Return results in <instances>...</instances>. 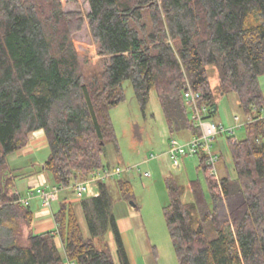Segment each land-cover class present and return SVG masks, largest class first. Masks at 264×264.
I'll use <instances>...</instances> for the list:
<instances>
[{
  "label": "trees",
  "instance_id": "1",
  "mask_svg": "<svg viewBox=\"0 0 264 264\" xmlns=\"http://www.w3.org/2000/svg\"><path fill=\"white\" fill-rule=\"evenodd\" d=\"M88 2L93 37L109 56L94 73L84 71L72 41L83 27L79 12L60 0H0V264H117L110 232L120 264H132L105 180L81 200L89 236L71 201L54 214L57 231L34 233L35 212L15 194L24 173L8 157L44 129L49 155L37 172L56 187L105 168V145L117 142L111 109L125 98L127 79L143 108L156 89L171 132L200 134L183 92L189 82L215 113L210 65L219 90L235 93L243 118L251 116L246 138H229L236 175L217 181L201 157L210 198L191 180L186 202L183 185L167 177L164 215L179 264H264V0ZM119 185L131 199V181Z\"/></svg>",
  "mask_w": 264,
  "mask_h": 264
},
{
  "label": "rangeland",
  "instance_id": "2",
  "mask_svg": "<svg viewBox=\"0 0 264 264\" xmlns=\"http://www.w3.org/2000/svg\"><path fill=\"white\" fill-rule=\"evenodd\" d=\"M60 1L66 12L77 11L82 15L83 27L73 36L72 41L84 71L100 72L109 60V56L100 54L99 45L93 37L87 17L90 9L88 0ZM209 72L217 110L212 115L207 113L205 119L224 126L227 130L235 126L236 139L246 138L244 125L239 127L235 120L236 115L243 119V113L237 103V95L219 90V74L214 65L209 66ZM259 79L264 91V75ZM123 90L125 98L111 109L117 142L116 145L114 142L106 143L102 153V161L107 168L114 169L118 166L122 170L120 174L105 180L111 193L113 211L118 219L125 217L132 223V227L124 232L132 264H179L164 215V207L169 202L166 178L173 176L183 185L185 190L183 200L186 202L193 200L191 180H200L206 196L210 198L205 171L201 165V155H182L179 158V165H175L169 154L172 137L180 142H186L194 134L191 131L171 132L155 88L151 89L144 108L135 94L131 80L127 79L123 82ZM188 109L190 110L189 105ZM230 136V132H224L218 134L214 140V149L223 155V160L219 162L220 178L227 172L231 176L236 175L229 143ZM48 155L49 149L46 148L38 152L35 158L38 163H42ZM15 156L16 152L9 155L11 163L20 166L19 171L27 168L25 163H29L31 158L22 160L24 165H17L14 161ZM147 172L150 174L147 175ZM120 180L131 181L133 188L131 199L124 197L119 185ZM22 181L23 178L16 179V185L20 189L25 185ZM93 189H96L95 185ZM22 191L24 193L23 189ZM64 197L74 203L83 232L85 236H89L81 206L84 197L77 196L73 189L66 191V194L62 192L58 200L52 201L49 209L54 214L57 213ZM30 205L34 212L41 208L39 201L31 200ZM58 238L61 241L60 236Z\"/></svg>",
  "mask_w": 264,
  "mask_h": 264
},
{
  "label": "built area",
  "instance_id": "3",
  "mask_svg": "<svg viewBox=\"0 0 264 264\" xmlns=\"http://www.w3.org/2000/svg\"><path fill=\"white\" fill-rule=\"evenodd\" d=\"M183 93L185 103L190 106L192 122L199 128L200 134L194 135L186 142H180L178 139L172 137L169 154L172 156L173 162L177 166L180 163L179 158L182 155H201V157H204L205 163L208 166L209 175L213 176L217 181H220L219 162L222 160V153L214 149V140L218 134L230 132L233 141H236L235 126L227 130L224 126H219L213 122L207 121L205 115L207 114L208 108L205 105H201L200 92L195 91L189 82H187ZM261 118H264V113L261 115ZM235 120L240 127L248 121H251V116H247L246 119L243 118L241 120L240 116L236 115ZM121 172L122 170L118 166L114 169L105 167L95 170L88 179L75 183L73 186L74 191L76 195L81 198L92 195L94 193L93 185L115 176L116 174H120ZM149 174L150 173L147 172V175ZM60 190L61 188L56 186L51 189L38 187L37 189H29L25 196H22L18 190H15V194L18 197V201L26 205L30 204L33 197L40 196L43 206L49 208L52 201L58 198ZM73 264L75 263L73 262Z\"/></svg>",
  "mask_w": 264,
  "mask_h": 264
},
{
  "label": "crops",
  "instance_id": "4",
  "mask_svg": "<svg viewBox=\"0 0 264 264\" xmlns=\"http://www.w3.org/2000/svg\"><path fill=\"white\" fill-rule=\"evenodd\" d=\"M237 103H239L238 99H237ZM186 131L188 132L189 130H186ZM46 148H48V139H47L46 133H45L44 129H39V130H36V131L31 133L29 145L16 152V156L14 158V161L17 162L18 165H22L24 163V162H22V160H24L25 158L26 159L31 158L29 163H25V166H27V168L22 169V172L24 173V175H21L18 177V178H23L22 183L25 182V185L22 186L24 193H23L22 189L17 187V185H16V189H15V190H18L22 196H25L28 193L29 189H37L38 187H45L47 189H51V188L56 186V185H54V183H52L51 176L49 175L48 172H46V171L41 172V173L37 172L41 168L44 161L42 163H38L35 156L38 152H40ZM222 160H223V155H222ZM27 164H29V165H27ZM95 186H96V189L95 190L93 189L94 193L92 195H89L86 197H90V196H94V195L99 194V183L96 184ZM70 189H74V187H72V188H68V187L61 188V190L59 191V196L56 200H58L60 198V194L62 192H65V194H66V191H68ZM31 200L32 201L33 200L39 201L41 203V208H39L35 211V219H34L33 224H32V231L34 233H41V232H45V231H49V230L57 231L58 225H57V221L55 219V215H54L53 211H51L49 208H44V206H42L43 205L42 204V198L40 196H35ZM64 201H68L66 197H64L63 202ZM68 202H70V201H68ZM118 225H119V228H120V230L123 234V238H124L125 230L131 228L132 223L127 218L123 217V218L118 219ZM124 241H125V238H124ZM56 242H57L58 247L60 249H63V244L58 237L56 238ZM108 242H109L110 249L112 251V254H113V257H114L116 263L120 264L118 256H117V245H116L114 236L111 232L108 234ZM125 245H126V242H125ZM126 248H127L128 253H129L127 245H126ZM129 256L131 259L130 253H129ZM66 264H73V262H71L67 259Z\"/></svg>",
  "mask_w": 264,
  "mask_h": 264
},
{
  "label": "water",
  "instance_id": "5",
  "mask_svg": "<svg viewBox=\"0 0 264 264\" xmlns=\"http://www.w3.org/2000/svg\"><path fill=\"white\" fill-rule=\"evenodd\" d=\"M132 204H135L134 202H132Z\"/></svg>",
  "mask_w": 264,
  "mask_h": 264
}]
</instances>
